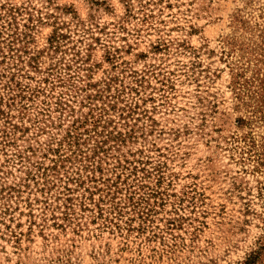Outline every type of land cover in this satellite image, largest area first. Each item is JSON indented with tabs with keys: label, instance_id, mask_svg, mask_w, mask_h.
Wrapping results in <instances>:
<instances>
[{
	"label": "rangeland",
	"instance_id": "rangeland-1",
	"mask_svg": "<svg viewBox=\"0 0 264 264\" xmlns=\"http://www.w3.org/2000/svg\"><path fill=\"white\" fill-rule=\"evenodd\" d=\"M0 264H264V0H0Z\"/></svg>",
	"mask_w": 264,
	"mask_h": 264
}]
</instances>
